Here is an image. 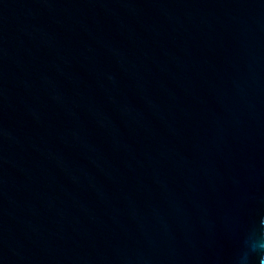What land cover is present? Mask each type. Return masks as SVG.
Segmentation results:
<instances>
[{
    "label": "water",
    "instance_id": "1",
    "mask_svg": "<svg viewBox=\"0 0 264 264\" xmlns=\"http://www.w3.org/2000/svg\"><path fill=\"white\" fill-rule=\"evenodd\" d=\"M261 218L264 0H0V264H244Z\"/></svg>",
    "mask_w": 264,
    "mask_h": 264
},
{
    "label": "clouds",
    "instance_id": "2",
    "mask_svg": "<svg viewBox=\"0 0 264 264\" xmlns=\"http://www.w3.org/2000/svg\"><path fill=\"white\" fill-rule=\"evenodd\" d=\"M264 264V218L259 221L257 232L249 238L246 244V249L243 254L244 264Z\"/></svg>",
    "mask_w": 264,
    "mask_h": 264
}]
</instances>
